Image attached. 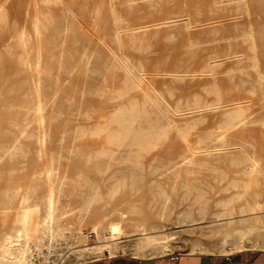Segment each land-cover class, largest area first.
Returning a JSON list of instances; mask_svg holds the SVG:
<instances>
[{
	"label": "rangeland",
	"instance_id": "374dc122",
	"mask_svg": "<svg viewBox=\"0 0 264 264\" xmlns=\"http://www.w3.org/2000/svg\"><path fill=\"white\" fill-rule=\"evenodd\" d=\"M112 2L0 0L9 7L0 14V208L15 209V197L24 196L39 206L40 217L53 188L60 221L72 229L55 243L56 264L62 256L74 264L72 252L80 248L74 246L84 242L134 245L146 236L167 237L165 253L228 254L239 250L225 249L223 236L248 229L258 216L247 239L259 246L240 250H264V209L240 213L248 195L235 201L231 215L221 204L244 191L233 183L249 179L248 144H258L264 154V0ZM189 19L194 27L187 29ZM24 26L26 45L18 43ZM124 52L128 67L113 55ZM255 57L260 76L252 67ZM145 90L158 92L172 111L154 107ZM240 103L247 107V123L224 131L223 120ZM118 111L136 120L127 122L129 140L110 146L106 135L117 126L111 122ZM147 129L166 137L137 152L138 135ZM192 151L193 162L184 163ZM131 205L139 211H129ZM141 215L148 229L134 226ZM119 253L165 254L148 246L111 255Z\"/></svg>",
	"mask_w": 264,
	"mask_h": 264
},
{
	"label": "bare ground",
	"instance_id": "6f19581e",
	"mask_svg": "<svg viewBox=\"0 0 264 264\" xmlns=\"http://www.w3.org/2000/svg\"><path fill=\"white\" fill-rule=\"evenodd\" d=\"M58 1H63V0H58ZM112 1L113 0H110L111 3H113ZM202 1L203 0H198V2H202ZM185 2L188 5V3H187L188 0H185ZM214 2H215V0H214ZM246 7H247V5H246ZM8 10H9V7L5 6V4L0 5V14H3L5 12H7ZM69 10L71 11V9H69ZM111 11L115 16H117L118 12L116 11V9L114 7H111ZM116 18H118V16ZM185 23H186L187 29L189 27H191V28L194 27L193 23L191 22L190 19L186 20ZM148 24H150V23H148ZM148 24H143L140 28L145 29L147 26H149ZM35 28H37V29L39 28V23L35 22ZM136 28H139V27H135V29ZM116 35H117L116 40H117L118 44L120 45L122 43L121 34H120V32H117ZM25 36H26V31H25V26H24L22 31H20V33L18 34V43H21L22 45H26L28 42L25 39ZM247 37L252 38V33H249L247 35ZM8 44L9 43H6V45H8ZM113 55H114L115 60L118 62V64H120V66L128 67L129 59H131V58H130V56L127 55V53H125V52L121 53V54L114 53ZM250 58H251V56H250ZM216 62L217 61H215V60L212 62H209V63L207 62L206 65L208 67H211L212 63H216ZM252 67L257 71V73L260 76V72L258 71V62H257L256 57L253 58ZM262 78H264V76ZM141 80H142V78H141ZM145 93L148 97L150 96V98L153 100V106L154 107H157V108H160L162 106L165 107L166 103L164 102V99H162V97L159 95L158 92L153 91V94H152V93H149L145 90ZM243 105H245V104H243ZM243 105H241V103H240V105H238V107L236 109V113H235V115H233V117H232V115H230L229 118L227 117V119L223 120L222 127H223L224 131L228 132L231 129H234V128L236 129V127L238 128V127L243 126L247 123L249 114H247V111H246L247 107H245ZM248 106L250 107L251 105H248ZM125 108H127V107H125ZM166 109L172 111L168 105H166ZM38 110H39V112H41V110H42L41 104L38 106ZM129 114H130V117H128L122 111H118V113L117 112L115 113L111 123L116 124L117 126H112V129H110L112 131H108V133L106 135L108 144L110 146L111 145L121 146L122 143H125L124 141L127 140L129 138V136L131 135V134L129 135L130 128L127 126V122L136 120V115L131 114V113H129ZM259 117H261V116H259ZM170 120H172V119H170ZM250 120H251V118H250ZM262 121H263L262 123L264 125V120H262ZM263 133H264V131H263ZM224 134H225V132L222 133L223 136H224ZM41 137H43V135L39 137L40 141L42 139ZM165 137H166V132L159 131L156 129H147L146 131L140 132V134L138 135V142H137V147L139 148V150L137 152H141L145 149H150L148 147H154L156 145V143H155L156 141H158L159 139H163ZM179 137L186 142L188 140L187 133L183 129L179 130ZM105 146L106 145H104V147ZM241 146L244 148H247V146L245 144H243ZM248 146L253 147V150L252 151L250 150L252 153H250L249 151L245 152V158L250 163V165L248 164L249 166L245 169V172L248 174L249 179L244 180V178H243V180L240 181V183L239 182L233 183L234 186L243 187L244 191L242 193H238L237 195L230 197L227 200L222 201V203H221L223 206V212L228 213L230 215L233 214L235 209H236L234 206L235 201L237 199H239L240 197L245 196V195H248L249 198H247V200L244 203L242 202L243 204L240 206V209H239L240 213L259 212L260 210L264 209V189L261 188L262 186L264 187V181L261 180V179H264V154H262L259 151V149H258L259 145L258 144H254V143L250 142V144H248ZM261 149H263V146ZM110 150H111V147H110ZM103 151L105 152V150H103ZM243 152H244V150H243ZM193 155H194V151H192L191 155L185 156L184 159L187 161L184 163H189V162L192 163L193 162L192 159L194 157ZM180 166H183V163ZM175 168L177 169L180 167L176 166ZM225 172H227V171H225ZM236 179H237V177H236ZM185 188H186V186H185ZM11 197L12 196H10V198ZM14 197H15V195L12 197V199L17 198V200H18L17 201L18 204L16 205L17 207H15V209H12L11 207H1L0 208V264H56L57 257L54 254L55 243H58L60 240L67 238V236H68L67 233H69L71 226L69 228V227L63 225L60 221V215H58L56 212L57 208L55 209L56 199L53 196V188H51L50 195L47 199L46 211H45V213L43 211L44 215H42L40 217L38 216L39 206L37 204L36 205H33V204L28 205L27 204L28 198L24 197V196H21V197L18 196L19 199H18V197H15V198ZM192 198H194V197H192ZM197 199L200 200V202H201V204H197V205L198 206L200 205L201 210L204 211V209L206 208L205 207L206 204L203 201L202 193L198 194ZM2 200H0V201H2ZM217 200H216V202H217ZM209 204H210V200H209ZM190 205H192V203ZM129 211L138 212L139 210H138L136 205H131L129 207ZM222 214H224V213L219 212V213H217V216H220ZM258 220H259V216L253 218L251 221L252 223H251L250 227H248V229H246V230L238 229L234 233H231L230 231L227 232L223 236L224 248L226 249V247L229 245H234L237 250L248 248V247L257 248L259 245L250 244V242L247 239V235L250 234L252 231L257 229V227L259 226ZM260 221H261V219H260ZM101 222L102 221H100L98 224L94 225V231H98L99 228L101 226H103L101 224ZM149 224L150 223H149L148 219L143 215L142 218H140L136 221L134 226L138 227V228L146 227V229H148L147 227L149 226ZM71 230H70V235H71ZM78 230H80V228ZM104 236H106V235H104ZM80 240H81V238H80ZM169 240H170V238H169ZM148 246H151V247L157 249L158 251H160L162 253H165L168 250H170V244H169V241L167 240V237L146 236V237L140 239L139 241H137V243L134 245H127V244H123L122 242H111L110 240L101 241L97 245H88L84 242L82 245L74 246L75 248L76 247L77 248L80 247V248L73 250L72 254H74V256H75V258H74L75 263L74 264H77V263H81V262L85 261L88 257H91V256L93 257V256H97V255H102L105 253L111 254L114 251H116L118 248H123L124 250H126L128 247H133L135 249V252L139 253V252H143L145 250V248ZM74 247H72V248H74ZM59 263L60 264H70L68 261V258H64L63 256L60 257Z\"/></svg>",
	"mask_w": 264,
	"mask_h": 264
},
{
	"label": "crops",
	"instance_id": "0c3cea01",
	"mask_svg": "<svg viewBox=\"0 0 264 264\" xmlns=\"http://www.w3.org/2000/svg\"><path fill=\"white\" fill-rule=\"evenodd\" d=\"M177 255V257H175ZM90 264H264V250L245 249L228 254L173 251L160 255L136 256L119 253L98 257Z\"/></svg>",
	"mask_w": 264,
	"mask_h": 264
},
{
	"label": "built area",
	"instance_id": "2783aa9c",
	"mask_svg": "<svg viewBox=\"0 0 264 264\" xmlns=\"http://www.w3.org/2000/svg\"><path fill=\"white\" fill-rule=\"evenodd\" d=\"M107 255L109 256V255H111V254L107 253ZM175 257H177V255H176ZM82 264H90V263L87 261V262H84V263H82Z\"/></svg>",
	"mask_w": 264,
	"mask_h": 264
}]
</instances>
